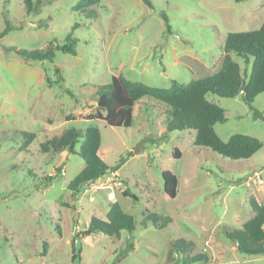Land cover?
Masks as SVG:
<instances>
[{
  "label": "rangeland",
  "instance_id": "374dc122",
  "mask_svg": "<svg viewBox=\"0 0 264 264\" xmlns=\"http://www.w3.org/2000/svg\"><path fill=\"white\" fill-rule=\"evenodd\" d=\"M41 1L29 14L24 0H0V33L6 20L13 29L0 39V264H74L76 233L92 216L105 218L106 197L90 202L68 189L83 158L41 149L66 129L89 127L100 129L99 154L124 179L114 201L136 228L119 237L82 236L79 264H173L199 253L210 260L195 264H264V255L240 252L224 233L225 225L238 228L252 217L251 195L264 202V146L248 159L198 146L195 130L166 131L171 108L150 96L136 103L130 127L86 118L97 111L98 88L114 75L168 88L217 72L228 33L264 25V0H151L153 8L143 0H101L90 14L77 10L78 0ZM75 24L76 55L26 61L4 49L61 43ZM57 73L64 82L48 87ZM208 98L226 112L227 120L214 125L223 140L241 133L264 142V92L253 103L259 118L240 96ZM26 133L35 139L27 142ZM58 168L65 173L44 183ZM163 171L178 178L175 198L164 190ZM149 212L171 221L161 229L142 224ZM180 239L176 249L172 242Z\"/></svg>",
  "mask_w": 264,
  "mask_h": 264
},
{
  "label": "trees",
  "instance_id": "16d2710c",
  "mask_svg": "<svg viewBox=\"0 0 264 264\" xmlns=\"http://www.w3.org/2000/svg\"><path fill=\"white\" fill-rule=\"evenodd\" d=\"M101 0H78L77 10L81 13L90 14V9L100 3ZM153 8L151 0H143ZM244 0H236L241 2ZM41 0H24L27 13L38 10ZM161 16L166 19L164 13ZM75 24L66 34L61 43L49 42L47 46L33 49L20 48L17 46H5L6 52H14L26 61H51L53 62L57 52L63 54H77L79 38L75 34ZM9 20L5 21V28L0 33V39L12 31ZM242 58L249 66L244 69L234 58ZM56 78H47L48 87L62 84L65 80L60 73ZM65 92L75 97L69 89ZM264 92V25L260 28L229 32L223 47V61L221 68L204 78L193 79L187 84L173 81L168 88L155 87L141 81L128 79L122 74L114 75L110 83L102 85L95 94L97 106L96 113L88 115V120L103 119L110 126L130 127L133 123L134 108L136 103L145 96L166 104L171 108L170 118L166 131L195 130V144L210 148L218 154L231 159H248L258 152L264 142L255 136L247 134H234L228 140H223L215 131L214 125L227 120L225 110L208 98L209 93L219 96L234 98L240 96L254 111V118L261 117V112L253 103L256 97ZM36 135L26 133L27 142H32ZM102 143V134L98 127H89L86 130L69 128L61 135L53 136L41 144L43 151L56 153L78 154L83 158L85 165L78 175L69 182L68 189L72 196L77 197L83 188L104 175L111 168L100 156L99 150ZM79 144V148H77ZM175 158L181 157L179 148H174ZM115 170V169H113ZM61 170L49 175L44 183H50ZM164 190L175 198L178 190V178L170 171H163ZM124 196H132L134 201L138 198L132 195L129 189L123 190ZM253 215L241 227L224 226L227 238L233 240L237 249L247 255H264V202L259 201L254 195L249 198ZM171 219L162 217L154 212L145 214L142 224L152 223L155 227L165 228ZM136 228L134 217L125 212L119 202L109 201L108 211L105 218L92 216L86 230L77 232L82 237L102 233L107 236L119 237L124 230L133 231ZM184 240H174L172 246L180 248ZM75 243V238H74ZM73 258L75 253V245ZM45 252L47 246L45 244ZM206 253L187 255L181 262L173 264H195L209 261ZM20 264V262H19ZM211 264H223L213 261Z\"/></svg>",
  "mask_w": 264,
  "mask_h": 264
},
{
  "label": "built area",
  "instance_id": "2783aa9c",
  "mask_svg": "<svg viewBox=\"0 0 264 264\" xmlns=\"http://www.w3.org/2000/svg\"><path fill=\"white\" fill-rule=\"evenodd\" d=\"M65 172H62L63 175ZM124 184V179L119 174L117 169L108 170L104 175L96 179L95 181L87 184L81 195H87L90 202H95L97 197H106L108 201H114L117 196V192L120 191Z\"/></svg>",
  "mask_w": 264,
  "mask_h": 264
},
{
  "label": "water",
  "instance_id": "95a60500",
  "mask_svg": "<svg viewBox=\"0 0 264 264\" xmlns=\"http://www.w3.org/2000/svg\"><path fill=\"white\" fill-rule=\"evenodd\" d=\"M139 150H136V153H138ZM75 253L77 256L74 259V264H79L80 263V251L82 247V238L78 235L75 236Z\"/></svg>",
  "mask_w": 264,
  "mask_h": 264
},
{
  "label": "crops",
  "instance_id": "0c3cea01",
  "mask_svg": "<svg viewBox=\"0 0 264 264\" xmlns=\"http://www.w3.org/2000/svg\"><path fill=\"white\" fill-rule=\"evenodd\" d=\"M136 106V105H135ZM135 109V108H134ZM84 167V166H83Z\"/></svg>",
  "mask_w": 264,
  "mask_h": 264
}]
</instances>
